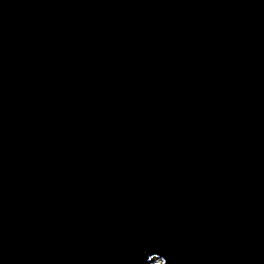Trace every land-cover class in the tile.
<instances>
[{
    "label": "water",
    "instance_id": "95a60500",
    "mask_svg": "<svg viewBox=\"0 0 264 264\" xmlns=\"http://www.w3.org/2000/svg\"><path fill=\"white\" fill-rule=\"evenodd\" d=\"M264 264V0H0V264Z\"/></svg>",
    "mask_w": 264,
    "mask_h": 264
},
{
    "label": "rangeland",
    "instance_id": "374dc122",
    "mask_svg": "<svg viewBox=\"0 0 264 264\" xmlns=\"http://www.w3.org/2000/svg\"><path fill=\"white\" fill-rule=\"evenodd\" d=\"M160 260L159 259H154L151 262H149L148 264H160Z\"/></svg>",
    "mask_w": 264,
    "mask_h": 264
}]
</instances>
